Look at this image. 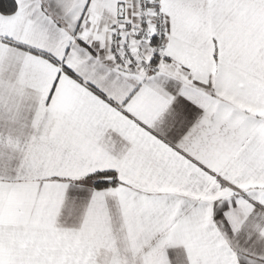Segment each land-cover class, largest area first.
<instances>
[{
  "label": "snow or ice",
  "instance_id": "6c2138e0",
  "mask_svg": "<svg viewBox=\"0 0 264 264\" xmlns=\"http://www.w3.org/2000/svg\"><path fill=\"white\" fill-rule=\"evenodd\" d=\"M0 264H264V0H0Z\"/></svg>",
  "mask_w": 264,
  "mask_h": 264
}]
</instances>
